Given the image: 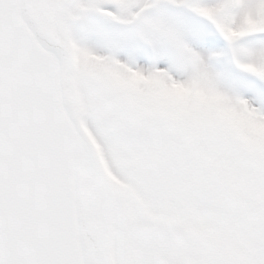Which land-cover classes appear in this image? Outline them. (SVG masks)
<instances>
[{
	"label": "snow or ice",
	"instance_id": "obj_1",
	"mask_svg": "<svg viewBox=\"0 0 264 264\" xmlns=\"http://www.w3.org/2000/svg\"><path fill=\"white\" fill-rule=\"evenodd\" d=\"M0 264H264V0H0Z\"/></svg>",
	"mask_w": 264,
	"mask_h": 264
}]
</instances>
